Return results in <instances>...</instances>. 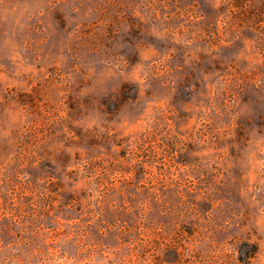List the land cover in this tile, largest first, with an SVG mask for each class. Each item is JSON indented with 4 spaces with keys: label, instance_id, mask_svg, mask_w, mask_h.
Listing matches in <instances>:
<instances>
[{
    "label": "rangeland",
    "instance_id": "obj_1",
    "mask_svg": "<svg viewBox=\"0 0 264 264\" xmlns=\"http://www.w3.org/2000/svg\"><path fill=\"white\" fill-rule=\"evenodd\" d=\"M0 264H264V0H0Z\"/></svg>",
    "mask_w": 264,
    "mask_h": 264
},
{
    "label": "trees",
    "instance_id": "obj_2",
    "mask_svg": "<svg viewBox=\"0 0 264 264\" xmlns=\"http://www.w3.org/2000/svg\"><path fill=\"white\" fill-rule=\"evenodd\" d=\"M257 253V249H253L252 251H249L246 255V263L249 262V260Z\"/></svg>",
    "mask_w": 264,
    "mask_h": 264
}]
</instances>
